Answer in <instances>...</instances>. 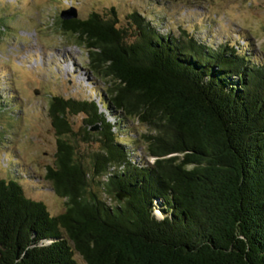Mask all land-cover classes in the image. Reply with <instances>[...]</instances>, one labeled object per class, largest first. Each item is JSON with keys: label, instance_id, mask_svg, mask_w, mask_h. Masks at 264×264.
Here are the masks:
<instances>
[{"label": "trees", "instance_id": "16d2710c", "mask_svg": "<svg viewBox=\"0 0 264 264\" xmlns=\"http://www.w3.org/2000/svg\"><path fill=\"white\" fill-rule=\"evenodd\" d=\"M110 13L60 18L106 88L50 99L58 148L45 178L61 213L27 197L17 175L0 178V264H264V60L231 37L214 47L163 33L137 12L131 35ZM70 114L99 126L90 162L75 157ZM132 120L150 132L136 138Z\"/></svg>", "mask_w": 264, "mask_h": 264}, {"label": "rangeland", "instance_id": "374dc122", "mask_svg": "<svg viewBox=\"0 0 264 264\" xmlns=\"http://www.w3.org/2000/svg\"><path fill=\"white\" fill-rule=\"evenodd\" d=\"M0 1L5 5L0 10H5L7 19L0 34V178L15 180L17 175L25 195L45 203L54 215L61 213L66 204L45 178L47 168L54 166L58 148L48 110L50 99H98V91L106 88L104 80L90 70L85 48L75 37L61 31L62 10L74 6L77 16L85 18L93 11L110 15L113 8L120 26L130 34L137 28L129 15L137 12L157 22L163 33L183 36L185 30L197 39L205 38L214 47L227 44L231 37L245 54L256 61L264 60V0ZM244 41H249L246 47ZM8 93L19 105L6 102ZM67 120L75 133L71 138L77 151L75 157L90 162L92 153L101 147L99 129L91 130L83 114H70ZM131 124L138 139L150 132L147 125L136 120ZM143 146L139 142L136 158ZM93 190L99 191L95 187ZM102 197L111 201L105 194Z\"/></svg>", "mask_w": 264, "mask_h": 264}, {"label": "water", "instance_id": "95a60500", "mask_svg": "<svg viewBox=\"0 0 264 264\" xmlns=\"http://www.w3.org/2000/svg\"><path fill=\"white\" fill-rule=\"evenodd\" d=\"M59 17L62 20H70V19H73V18L77 17V11H76L75 8H69V9H66V10H62L59 13ZM98 129H99L98 124L94 125L91 128V130H93V131H97ZM116 197H117V199L121 200L124 197H128V195L126 193L118 192V193H116Z\"/></svg>", "mask_w": 264, "mask_h": 264}]
</instances>
